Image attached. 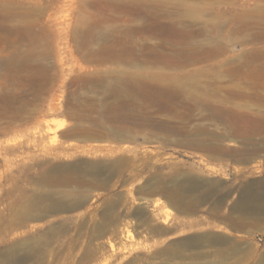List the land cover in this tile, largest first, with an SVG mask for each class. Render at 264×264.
Returning <instances> with one entry per match:
<instances>
[{
	"label": "rangeland",
	"instance_id": "374dc122",
	"mask_svg": "<svg viewBox=\"0 0 264 264\" xmlns=\"http://www.w3.org/2000/svg\"><path fill=\"white\" fill-rule=\"evenodd\" d=\"M259 144L264 0H0L13 264H264Z\"/></svg>",
	"mask_w": 264,
	"mask_h": 264
},
{
	"label": "bare ground",
	"instance_id": "6f19581e",
	"mask_svg": "<svg viewBox=\"0 0 264 264\" xmlns=\"http://www.w3.org/2000/svg\"><path fill=\"white\" fill-rule=\"evenodd\" d=\"M172 88V87H171ZM185 88H186V85H185ZM183 90H184V88H182ZM122 93V92H121ZM123 94H124V92H123ZM178 106V108H176V109H173V110H175V111H177V112H181V113H183V114H187V113H189V112H194V113H197V115H202L205 111H209V112H212V113H215L216 112V110H214V109H211L210 107L211 106H209V102L207 101V102H203V99H181L180 101H178L177 103H176V107ZM170 107H171V105H170ZM172 110V111H173ZM217 113V112H216ZM64 125L63 124H60V128H62ZM243 136H245V135H243ZM244 138V137H243ZM245 139V138H244ZM254 145H256V144H254ZM257 149H263L264 148V144H259L257 147H256ZM117 161V160H116ZM119 162V161H118ZM111 164V163H110ZM113 170V169H112ZM258 185H259V187L262 189V190H264V182H259L258 183ZM194 186V185H193ZM192 188H194V187H192ZM246 201V200H245ZM254 202V201H253ZM247 203V202H246ZM238 205H240V206H247V209H250V210H252L253 211V213H254V211L255 212H258L259 210L258 209H260L261 208V210L260 211H263L264 212V195L261 197V198H256L255 199V202H254V204L253 205H249V204H247V205H245L243 202H239L238 203ZM242 206V207H243ZM64 207V206H63ZM63 207H61V206H58V205H56V206H54L53 208L55 209V210H60V209H64ZM10 230V229H9ZM6 232V231H5ZM104 232V231H103ZM45 244H47V243H45ZM42 245H44V243L42 244ZM48 245V244H47ZM123 245H125V244H123ZM38 246V245H37ZM114 246V245H113ZM19 247V246H18ZM44 247V246H43ZM47 247V246H46ZM48 247H50V243H49V246ZM33 248V247H32ZM36 248V247H35ZM121 248V247H120ZM18 249V248H17ZM41 247H40V251H41ZM46 248L44 247V250H45ZM51 249V248H50ZM54 249V248H53ZM115 249V248H114ZM13 250H14V247H8V249L7 250H5V251H0V256L1 257H3V260H0V264H13V259H8L9 258V256H11V255H13ZM43 250V249H42ZM43 250V251H44ZM63 250H65V249H63ZM125 250V249H124ZM41 252V253H43L44 254V252ZM47 252V251H46ZM62 252V251H61ZM157 254V253H156ZM53 255V254H52ZM42 256V255H41ZM51 256V255H50ZM59 256V254L57 255V257ZM147 256V255H146ZM155 256V255H154ZM153 256V257H154ZM185 256V255H184ZM13 257V256H12ZM45 257H47V256H45ZM5 258V259H4ZM44 258V257H43ZM42 258V259H43ZM148 258V257H147ZM38 259H40V258H38ZM140 259V258H139ZM50 260V259H49ZM36 261V260H35ZM46 260H44L43 262H41V264H45L44 262H45ZM137 261V260H136ZM135 261V262H136ZM38 262V261H37ZM40 262V261H39ZM38 264V263H37ZM47 264V263H46ZM48 264H49V262H48ZM50 264H51V262H50ZM130 264V263H129ZM164 264V263H163Z\"/></svg>",
	"mask_w": 264,
	"mask_h": 264
}]
</instances>
